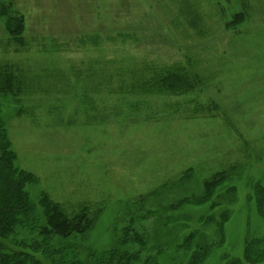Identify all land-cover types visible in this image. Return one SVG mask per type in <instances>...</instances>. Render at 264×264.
Masks as SVG:
<instances>
[{"label": "rangeland", "instance_id": "1", "mask_svg": "<svg viewBox=\"0 0 264 264\" xmlns=\"http://www.w3.org/2000/svg\"><path fill=\"white\" fill-rule=\"evenodd\" d=\"M0 5L22 25L13 38L0 15V126L36 221L46 200L88 207L61 240L83 264L130 225L136 264H187L204 244L199 264H264V0ZM172 67L198 88L142 87Z\"/></svg>", "mask_w": 264, "mask_h": 264}, {"label": "trees", "instance_id": "2", "mask_svg": "<svg viewBox=\"0 0 264 264\" xmlns=\"http://www.w3.org/2000/svg\"><path fill=\"white\" fill-rule=\"evenodd\" d=\"M194 8L192 3L187 4L185 6L186 13L183 15L193 18L191 11L194 10L195 13L197 10ZM0 9V15H7L2 5H0ZM6 17L5 26L10 35L13 38H18L22 29L21 20L17 15H7ZM243 18L244 14L241 13L235 16L231 22H237ZM195 22L198 23L196 17L188 24L196 28V25L193 24ZM228 24L225 26L228 27ZM183 71L177 67L169 68L167 72L162 70L156 76L152 74V79L148 83H144L142 87L147 88V90L148 88H157L158 91L162 90L163 92H166V87L172 88L175 85H180L186 91L198 88V74L190 72L191 76L189 73L184 74L187 72ZM167 76L172 77V80L167 79ZM7 87H9L8 81L7 86L3 88L6 90ZM4 139L0 126V264H83L78 258L77 252L72 249L73 247L62 243L61 240H67L74 235L85 233L89 228V216L87 214L89 208L81 207L74 214H71L64 211L59 205L49 203L46 200L42 206L45 217L44 223L36 221L33 207L28 202L27 195L21 187L23 173H16L17 169L13 165L14 153L7 148ZM210 188L206 187L205 193H209ZM258 204L259 213L264 218L263 196H259ZM17 216L23 218L17 219ZM17 227L28 231V236L13 235ZM131 228L130 225L122 229L123 235L120 246L116 244L107 253H93L91 256L93 262L95 264H136L140 251L131 252V249L125 250L122 246L128 242L131 246L134 243L144 246V242L140 240L141 238L136 237ZM194 234V232L188 233L182 246L194 240ZM205 249V244L196 247L187 264H199L205 257L200 251ZM141 264H156L154 256L144 258Z\"/></svg>", "mask_w": 264, "mask_h": 264}]
</instances>
